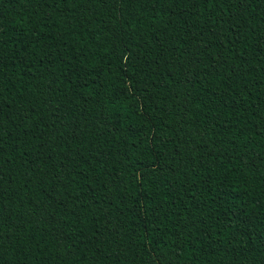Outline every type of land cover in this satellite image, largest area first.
<instances>
[{
    "label": "trees",
    "instance_id": "1",
    "mask_svg": "<svg viewBox=\"0 0 264 264\" xmlns=\"http://www.w3.org/2000/svg\"><path fill=\"white\" fill-rule=\"evenodd\" d=\"M0 264H264V0H0Z\"/></svg>",
    "mask_w": 264,
    "mask_h": 264
}]
</instances>
